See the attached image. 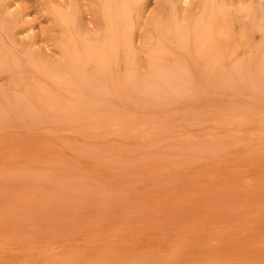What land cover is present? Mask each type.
I'll use <instances>...</instances> for the list:
<instances>
[{"label": "rangeland", "instance_id": "rangeland-1", "mask_svg": "<svg viewBox=\"0 0 264 264\" xmlns=\"http://www.w3.org/2000/svg\"><path fill=\"white\" fill-rule=\"evenodd\" d=\"M0 253L264 264V0H0Z\"/></svg>", "mask_w": 264, "mask_h": 264}, {"label": "bare ground", "instance_id": "bare-ground-1", "mask_svg": "<svg viewBox=\"0 0 264 264\" xmlns=\"http://www.w3.org/2000/svg\"><path fill=\"white\" fill-rule=\"evenodd\" d=\"M184 1H186V0H184ZM107 2H108V1H107ZM196 7H197V6H196ZM181 10H182V7H181ZM183 10H184V9H183ZM195 11H196V10H195ZM182 12H183V11H182ZM179 15H180V14H179ZM245 16H246V15H245ZM138 17H139V16H138ZM138 17H137V18H138ZM140 19H141V18H140ZM144 19H145V18H144ZM181 22H182V19H181ZM185 22H186V21H185ZM188 23H190V22H188ZM154 34H155V33H154ZM86 40H87V38H86ZM112 43H113V42H112ZM47 55H48V54H47ZM42 58H43V57H42ZM131 65H132V64H131ZM130 67H131V66H130ZM207 224H208V223H207ZM32 238H33V237H31L30 239H32ZM30 239H29V240H30ZM100 240H101V239H100ZM30 241H31V240H30ZM35 241H37V240L35 239ZM35 241H34V243H35ZM37 242H38L39 244L42 243V245H43V242H41V243H40L39 241H37ZM37 242H36V243H37ZM99 242H101V241H98V243H99ZM102 242H103V241H102ZM165 242H166V241H165ZM34 243H33V244H34ZM38 243H37V244H38ZM90 243H91V242H90ZM94 243H96V242H94ZM124 243H125V242H124ZM26 244H27V243H26ZM31 244H32V241H31V243L29 244V245L31 246L29 249H31L32 246H33V245H31ZM126 244H127V243H126ZM160 244H161V243H160ZM35 245H36V244H35ZM127 245H128V244H127ZM38 246H39V245H38ZM38 246H37V247H38ZM43 246H46V245H43ZM148 246H150V245L148 244ZM168 246H169V245H168ZM35 247H36V246H35ZM35 247L33 246L34 249H32V250L35 251ZM40 247H41V245L39 246V248H40ZM61 247H62V246H61ZM36 249H37V248H36ZM44 249H46V247H45ZM4 250H5V249H3L2 251H4ZM32 250H31V252H32ZM2 251H1V252H2ZM21 251H22V250H21ZM29 251H30V250H29ZM36 251H37V250H36ZM42 251H43V249L41 250V252H42ZM38 252H40V251H38ZM45 252H46V250H45ZM45 252H43V254H44ZM209 252H210V251H209ZM2 253H3V252H2ZM7 253H8V251H7ZM11 253H13V251H12ZM33 253L36 254L37 252H36V253H35V252H32V254H33ZM0 254H1V253H0ZM29 254H31V253H28V255H29ZM32 254H31V255H32ZM39 254H40V253H39ZM39 254H37V255H38V256L43 255L42 253H41L40 255H39ZM111 255H112V254H111ZM44 256H45V255H44ZM102 256H103V255H102ZM5 257H7V256H5ZM5 257H4V258H5ZM23 257H24V255H23ZM26 257H27V256H26ZM91 257H92V256H91ZM14 258H15V257H14ZM31 258H32V257H31ZM43 258H44V257H43ZM106 258H107V257H106ZM159 258H160V257H159ZM8 259H9V258H8ZM28 259H29V258H27V260H28ZM38 259H39V258H38ZM13 260H14V259H13ZM105 260H106V259H105ZM18 261H19V260H17L16 262L18 263ZM25 261H26V259H25ZM25 261L23 260V262H25ZM31 261H32V260H31ZM16 262H15V263H16ZM26 262H27V261H26ZM35 262H36V261H35ZM7 263H8V262H7ZM33 263H34V262H33ZM23 264H24V263H23ZM29 264H30V263H29Z\"/></svg>", "mask_w": 264, "mask_h": 264}]
</instances>
